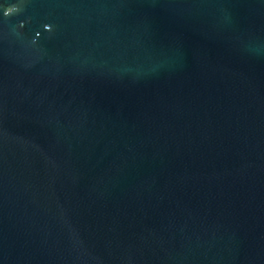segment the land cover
I'll use <instances>...</instances> for the list:
<instances>
[{
	"label": "water",
	"instance_id": "1",
	"mask_svg": "<svg viewBox=\"0 0 264 264\" xmlns=\"http://www.w3.org/2000/svg\"><path fill=\"white\" fill-rule=\"evenodd\" d=\"M0 264H264V0H0Z\"/></svg>",
	"mask_w": 264,
	"mask_h": 264
}]
</instances>
